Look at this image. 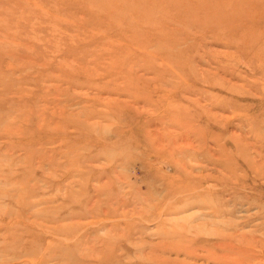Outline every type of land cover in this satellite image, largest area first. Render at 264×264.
Returning a JSON list of instances; mask_svg holds the SVG:
<instances>
[{"label": "rangeland", "instance_id": "1", "mask_svg": "<svg viewBox=\"0 0 264 264\" xmlns=\"http://www.w3.org/2000/svg\"><path fill=\"white\" fill-rule=\"evenodd\" d=\"M0 264H264V0H0Z\"/></svg>", "mask_w": 264, "mask_h": 264}, {"label": "clouds", "instance_id": "2", "mask_svg": "<svg viewBox=\"0 0 264 264\" xmlns=\"http://www.w3.org/2000/svg\"><path fill=\"white\" fill-rule=\"evenodd\" d=\"M107 131H110V129H109V130H107Z\"/></svg>", "mask_w": 264, "mask_h": 264}]
</instances>
